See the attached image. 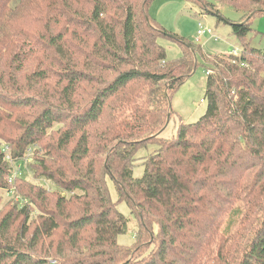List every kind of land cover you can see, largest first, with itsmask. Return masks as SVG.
Instances as JSON below:
<instances>
[{
	"label": "trees",
	"instance_id": "1",
	"mask_svg": "<svg viewBox=\"0 0 264 264\" xmlns=\"http://www.w3.org/2000/svg\"><path fill=\"white\" fill-rule=\"evenodd\" d=\"M153 1L0 0V139L19 131L5 140L16 162L42 151L32 173L50 185L16 182L26 203L0 212V264H264V50L245 43L264 0H185L230 26L237 56L168 34ZM198 65L206 110L163 138ZM6 163L0 153L1 189ZM121 202L136 225L128 247Z\"/></svg>",
	"mask_w": 264,
	"mask_h": 264
},
{
	"label": "rangeland",
	"instance_id": "2",
	"mask_svg": "<svg viewBox=\"0 0 264 264\" xmlns=\"http://www.w3.org/2000/svg\"><path fill=\"white\" fill-rule=\"evenodd\" d=\"M219 11L227 21L237 22L240 18V15L229 6L221 7ZM148 12L150 17L168 34L178 36L202 47L203 53L230 55L233 49L239 50V40L231 33L230 26L223 20H218L214 15L203 14V11L194 3L185 0H154L149 6ZM250 26L258 34L252 33L250 38L245 40V43L253 48L264 50V13L255 15L250 20ZM199 27L209 30L213 37L203 36L197 39V30ZM158 42L165 50L167 61L177 62L180 60L182 57V49L175 40L169 37H160ZM205 81L206 72L202 66L198 65L195 72L172 96L170 107L175 115L170 120L161 137L166 139L172 137L179 123L187 124L196 122L204 114L207 106ZM38 110L25 108L19 114L22 118L28 120L27 118L29 116H36ZM58 126L60 125L55 124L54 128ZM19 134V131H16L15 135L7 134L6 139H0V143L6 144L5 142L7 141L14 142ZM154 150L155 146H148L146 149H140L138 151L136 155L138 163L134 168V177H140L142 175V159L146 158ZM36 156L38 158L41 157L42 151H39L36 147H30L19 158L21 159L20 162L13 160L12 155H9V161L3 159V162H7L6 164L12 171L19 167L21 173L12 183L7 179L5 188H0V212L9 210L13 206L20 208L26 203L16 190L19 185V183H16L17 181L20 180V182L31 184L41 183L44 186H50L43 180L35 178V175L32 173L33 167L36 165L34 161ZM108 187L111 199L115 202V189L112 184H109ZM117 208L125 217H129L130 213H128V207L125 203H118ZM36 214L34 211V215ZM135 226L134 219L129 217L127 233L117 238L119 245L128 247L134 243L133 234ZM120 241L122 244H120Z\"/></svg>",
	"mask_w": 264,
	"mask_h": 264
},
{
	"label": "built area",
	"instance_id": "3",
	"mask_svg": "<svg viewBox=\"0 0 264 264\" xmlns=\"http://www.w3.org/2000/svg\"><path fill=\"white\" fill-rule=\"evenodd\" d=\"M203 36H211V32L209 30H206V29H202L201 27L198 28L197 30V39H200L201 37ZM239 53L238 50H232V55L234 56H237ZM0 153L3 157V159L5 161H9L10 160V157L9 155H11V151H10V148L7 144H4V143H0ZM21 173V170L20 168H16L15 170H13L9 176V182L12 183L16 178L19 177V174Z\"/></svg>",
	"mask_w": 264,
	"mask_h": 264
},
{
	"label": "crops",
	"instance_id": "4",
	"mask_svg": "<svg viewBox=\"0 0 264 264\" xmlns=\"http://www.w3.org/2000/svg\"><path fill=\"white\" fill-rule=\"evenodd\" d=\"M120 244H122L121 241H120Z\"/></svg>",
	"mask_w": 264,
	"mask_h": 264
}]
</instances>
